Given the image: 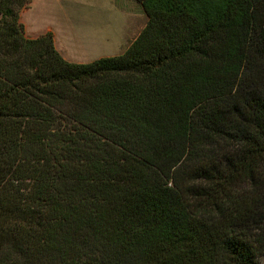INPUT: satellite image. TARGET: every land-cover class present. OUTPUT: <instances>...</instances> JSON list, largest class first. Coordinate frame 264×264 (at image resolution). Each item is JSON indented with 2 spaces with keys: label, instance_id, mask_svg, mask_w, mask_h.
I'll return each instance as SVG.
<instances>
[{
  "label": "trees",
  "instance_id": "obj_1",
  "mask_svg": "<svg viewBox=\"0 0 264 264\" xmlns=\"http://www.w3.org/2000/svg\"><path fill=\"white\" fill-rule=\"evenodd\" d=\"M0 0V264H264V0H136L79 63Z\"/></svg>",
  "mask_w": 264,
  "mask_h": 264
},
{
  "label": "rangeland",
  "instance_id": "obj_2",
  "mask_svg": "<svg viewBox=\"0 0 264 264\" xmlns=\"http://www.w3.org/2000/svg\"><path fill=\"white\" fill-rule=\"evenodd\" d=\"M21 14L27 37L50 27L59 47L83 63L124 52L147 20L136 0H32Z\"/></svg>",
  "mask_w": 264,
  "mask_h": 264
},
{
  "label": "crops",
  "instance_id": "obj_3",
  "mask_svg": "<svg viewBox=\"0 0 264 264\" xmlns=\"http://www.w3.org/2000/svg\"><path fill=\"white\" fill-rule=\"evenodd\" d=\"M21 17H22V14H21ZM24 23V22H23ZM137 26H138V24H137ZM136 26V28H135V30H134V33H133V37H132V41L134 40V38L139 34V32L141 31V29L144 27H141V28H138ZM24 27H25V30H26V32H27V29H26V25L24 24ZM45 31H50V32H52V36H53V43H54V46H55V48L58 50V52L62 55V57L64 58V59H66L67 61H71V62H79V63H83L84 61H81L80 59H76L75 57V55H71L69 52H67V50H66V48L63 46L62 48L61 47H59V45H58V43H57V39H56V36H55V33L51 30V28L50 27H48ZM28 33V32H27ZM31 35V34H30ZM36 36H38V35H31V37H36ZM66 50V51H65ZM103 56H111V55H103ZM102 56V57H103ZM95 60V59H94Z\"/></svg>",
  "mask_w": 264,
  "mask_h": 264
}]
</instances>
